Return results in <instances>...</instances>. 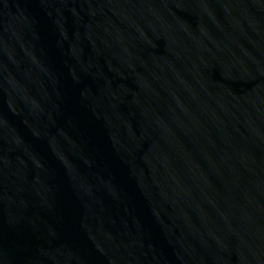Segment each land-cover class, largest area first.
I'll use <instances>...</instances> for the list:
<instances>
[{"label": "water", "instance_id": "water-1", "mask_svg": "<svg viewBox=\"0 0 264 264\" xmlns=\"http://www.w3.org/2000/svg\"><path fill=\"white\" fill-rule=\"evenodd\" d=\"M0 264H264V0H0Z\"/></svg>", "mask_w": 264, "mask_h": 264}]
</instances>
